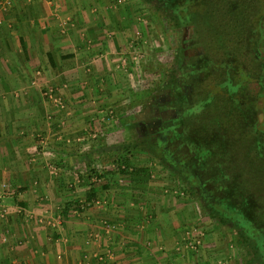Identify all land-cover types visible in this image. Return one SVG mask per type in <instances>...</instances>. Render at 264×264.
Here are the masks:
<instances>
[{
    "label": "crops",
    "instance_id": "obj_1",
    "mask_svg": "<svg viewBox=\"0 0 264 264\" xmlns=\"http://www.w3.org/2000/svg\"><path fill=\"white\" fill-rule=\"evenodd\" d=\"M120 3L0 0V264H194L179 209L147 204L145 189H116L118 176L98 158L106 146L87 138L94 107L112 101L110 56L129 22L112 13ZM44 86L70 105L64 115ZM82 135L86 143H76ZM79 165L94 176H77ZM73 200L88 201L80 215L67 210ZM199 234L194 243L204 244Z\"/></svg>",
    "mask_w": 264,
    "mask_h": 264
},
{
    "label": "rangeland",
    "instance_id": "obj_2",
    "mask_svg": "<svg viewBox=\"0 0 264 264\" xmlns=\"http://www.w3.org/2000/svg\"><path fill=\"white\" fill-rule=\"evenodd\" d=\"M120 1L121 8H113L112 13L129 22L121 26L116 41L121 46L110 56L115 71L113 75L109 73L110 89L104 92L112 101L101 108L94 107L98 108L93 114L97 117L91 116L88 121L87 138L89 142L94 141V145L98 141L106 146V151L98 158L104 164L106 175L114 172L118 176L116 189L126 192L145 189L152 192L147 204L179 209V223H175L184 228V247L190 253L187 258L194 257V264H244V251L237 244L236 230L232 227L239 224L228 216L222 217L219 208L225 196L220 188L207 182L208 157L192 147L187 129L180 122L183 105L193 97L195 81H203L200 61L205 59L208 47L200 42L201 38H206V33L203 32L199 40L189 25L174 28L167 14L148 0ZM196 8L198 16L203 15L201 9ZM179 51L183 56L181 62L177 57ZM209 51L217 53L215 48ZM192 59L199 72L186 79L184 73L189 69L186 65ZM42 75V71L34 72L33 82ZM254 86L258 84H252ZM39 90L58 115L66 113L70 105L56 88L44 86ZM59 123L62 129L66 127L64 119ZM84 135L77 137L76 143H86ZM40 145L45 146L43 141ZM144 167L147 171L141 169ZM90 171L80 167L76 174L86 178ZM87 203L86 200L74 201L68 212L80 215ZM57 212L63 218V213L58 209ZM225 220L228 221L223 223ZM199 232L204 244L194 243L193 238Z\"/></svg>",
    "mask_w": 264,
    "mask_h": 264
},
{
    "label": "trees",
    "instance_id": "obj_3",
    "mask_svg": "<svg viewBox=\"0 0 264 264\" xmlns=\"http://www.w3.org/2000/svg\"><path fill=\"white\" fill-rule=\"evenodd\" d=\"M148 1L174 28L189 25L199 40L206 33L203 81H195L180 122L192 147L208 157L207 182L225 196L222 217L239 224L232 227L244 264H264V0ZM177 57L181 62L180 51ZM195 65L187 63L186 79L198 74Z\"/></svg>",
    "mask_w": 264,
    "mask_h": 264
},
{
    "label": "built area",
    "instance_id": "obj_4",
    "mask_svg": "<svg viewBox=\"0 0 264 264\" xmlns=\"http://www.w3.org/2000/svg\"><path fill=\"white\" fill-rule=\"evenodd\" d=\"M3 4L7 7L10 5V0H2ZM3 189L6 188V185H2L1 186ZM61 220H62V217L59 215L57 218H56V222L58 225L61 224Z\"/></svg>",
    "mask_w": 264,
    "mask_h": 264
}]
</instances>
